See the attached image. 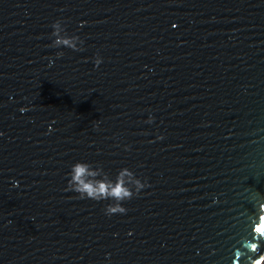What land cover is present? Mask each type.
Segmentation results:
<instances>
[{"label":"water","instance_id":"95a60500","mask_svg":"<svg viewBox=\"0 0 264 264\" xmlns=\"http://www.w3.org/2000/svg\"><path fill=\"white\" fill-rule=\"evenodd\" d=\"M0 264H264V0H0Z\"/></svg>","mask_w":264,"mask_h":264},{"label":"clouds","instance_id":"9594fccd","mask_svg":"<svg viewBox=\"0 0 264 264\" xmlns=\"http://www.w3.org/2000/svg\"><path fill=\"white\" fill-rule=\"evenodd\" d=\"M55 27L59 30L58 24L55 25ZM59 43H70V41H59ZM98 176L99 173L91 170L88 165L78 164L74 166L72 169V183L78 186V189L74 187L73 190H79L82 198L97 200L111 198L117 201L131 199L132 193L125 186V176L131 177L130 173H123L115 183L109 182L106 179H98ZM136 184L138 189L144 187L138 180ZM113 213L124 214L126 213V209L122 206H117L115 208L110 207L108 209V214Z\"/></svg>","mask_w":264,"mask_h":264}]
</instances>
